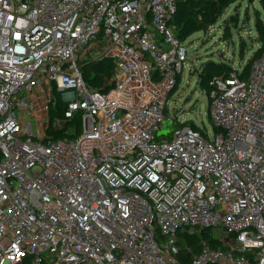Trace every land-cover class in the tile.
Wrapping results in <instances>:
<instances>
[{
  "label": "built area",
  "instance_id": "built-area-1",
  "mask_svg": "<svg viewBox=\"0 0 264 264\" xmlns=\"http://www.w3.org/2000/svg\"><path fill=\"white\" fill-rule=\"evenodd\" d=\"M180 1L0 0V264H264V53L213 78L212 135L160 139ZM105 58L99 92L82 68ZM55 91L77 138L47 137ZM204 229L226 249L182 251Z\"/></svg>",
  "mask_w": 264,
  "mask_h": 264
},
{
  "label": "rangeland",
  "instance_id": "rangeland-1",
  "mask_svg": "<svg viewBox=\"0 0 264 264\" xmlns=\"http://www.w3.org/2000/svg\"><path fill=\"white\" fill-rule=\"evenodd\" d=\"M258 14L261 15L260 28L256 26ZM226 20H230V29L225 35ZM263 29L264 9L259 1L238 0L225 10L218 24L211 27L207 33L194 34L184 41L188 50V60L183 74L179 75L178 85L169 98V119L159 131V137L169 136L176 119L181 123L194 122L197 126L207 129L210 135L213 134L214 125L209 117L210 101L207 93L202 91L198 84V70L207 61L229 63L233 67L244 68L260 48V32ZM55 95L52 105L57 101ZM43 125L45 124L40 122L39 127ZM39 127L34 122L35 133H38ZM73 127L69 125L67 131L74 132Z\"/></svg>",
  "mask_w": 264,
  "mask_h": 264
},
{
  "label": "trees",
  "instance_id": "trees-1",
  "mask_svg": "<svg viewBox=\"0 0 264 264\" xmlns=\"http://www.w3.org/2000/svg\"><path fill=\"white\" fill-rule=\"evenodd\" d=\"M238 0H182L177 6V11L170 27L174 32L175 37L184 42L188 38L197 33H207L211 27L218 24L225 10L231 5L235 4ZM259 1V4L264 9V0H251ZM261 15L258 14L256 26L260 28ZM225 35L230 29V20L224 21ZM260 48L255 52L248 64L244 67L245 76L249 73L253 62L259 59L264 53V29L260 32ZM198 84L202 91L209 95L212 87L211 82L217 76H229L233 72V66L229 63H220L215 61H207L200 66L198 70ZM83 78L88 87L96 89L99 92H105L112 87V79L114 77V63L111 59L105 58L99 61H92L86 63L82 68ZM180 76L178 77L177 85ZM176 85V86H177ZM176 88V87H175ZM174 88V89H175ZM173 89V91H174ZM172 91V92H173ZM171 92V93H172ZM57 101L50 106V126L47 130V137L54 139H74L82 133V117L77 114L74 119L68 121L64 129H57L54 127V122L59 119H64L67 110V103L62 99L61 95L55 91ZM171 96V94H170ZM169 96V98H170ZM210 111V109H209ZM168 116V110H166ZM209 117L212 122L210 112ZM71 125L74 132H68L67 129ZM185 125H190L194 130L201 131V128L194 122L181 123L177 119L175 121L174 129L169 136H161V138L171 139L173 132ZM207 240L210 242L212 248L226 249V246L211 238V230L204 229L198 233H183L179 238V247L182 251L191 250V255H195L201 250V241ZM188 246V247H187ZM192 257V256H191ZM189 260V259H188Z\"/></svg>",
  "mask_w": 264,
  "mask_h": 264
}]
</instances>
